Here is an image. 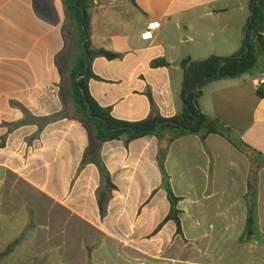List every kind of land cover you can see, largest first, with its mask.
Wrapping results in <instances>:
<instances>
[{
  "label": "crops",
  "instance_id": "1",
  "mask_svg": "<svg viewBox=\"0 0 264 264\" xmlns=\"http://www.w3.org/2000/svg\"><path fill=\"white\" fill-rule=\"evenodd\" d=\"M112 1L106 6L93 0L89 14L94 49L117 38L104 32L105 19L121 12V2L131 3ZM136 3L137 7L131 3L137 13L133 16L145 19L136 30L140 47L122 53L120 60L96 58L92 70L105 81L90 80V93L102 107H112L113 116L120 120L138 122L149 117L154 109L148 94L160 116L173 118L183 110L181 63L186 58L201 61L239 54L252 16L251 0ZM153 23L159 26L152 38L143 39ZM67 25L62 0H0V144L5 143L0 148V202L8 192L17 197L21 187L22 176L11 166L12 160L26 165L33 159L37 168L38 161L41 167L59 162L65 168L63 180L56 181L59 197L47 194L62 210L59 213L55 206L48 212L47 251L61 253L47 259L36 255L43 248L33 244L40 231L32 232L31 253L20 257L21 261L248 264V250L264 247V96L259 95L264 94L259 83L264 77V57H259L250 73L214 80L204 88L201 110L219 122L221 131L227 129L222 131L226 136L213 133L203 142L198 135H185L170 143L172 135L167 134L162 140L147 136L127 144L124 137L97 143L68 115V101L65 109L60 96L58 60L72 50ZM74 42L76 46V38ZM159 58L170 66L152 68ZM106 63L120 65L114 67L115 77L102 75ZM232 140L246 143L261 155ZM88 148L92 149L89 163L82 167ZM161 151L166 153L170 187L180 198L181 234L174 221L165 222L172 205L160 169ZM257 163L262 167L252 185ZM106 173L115 186L111 191ZM26 182L38 187L34 181ZM103 194L108 198L102 214Z\"/></svg>",
  "mask_w": 264,
  "mask_h": 264
},
{
  "label": "trees",
  "instance_id": "2",
  "mask_svg": "<svg viewBox=\"0 0 264 264\" xmlns=\"http://www.w3.org/2000/svg\"><path fill=\"white\" fill-rule=\"evenodd\" d=\"M132 5L137 7L136 0H130ZM68 25L75 27L77 32V55L74 60L73 68L70 74V87L68 88L71 103L75 106V115L71 116L82 123L84 128L92 136V140L97 143H106L126 138L129 144L136 139L147 136H155L162 140L165 133L173 132L170 143L185 135H198L205 142L209 135L213 133L223 132L219 129L218 121L211 120L201 110L200 99L203 96L204 87L214 81L220 79H237L250 73L257 65L259 57H264V0H251L252 16L247 25L246 38L244 45L239 54L222 58L211 56L205 60L195 61L192 58H186L181 67L184 71L182 84L181 99L183 103L182 112L173 118H164L155 110V103L151 94H148L153 107V113L146 119L138 122H130L117 119L113 116L112 107H102L91 95L89 89L90 80L105 81L101 77L94 74L92 70L93 61L100 57L108 61L120 60L124 57L122 53H115L104 48L94 49L91 42L90 32V9L93 0H62ZM248 48V49H247ZM246 54L245 56H242ZM164 58H159L151 63L154 69L169 67ZM263 97L262 92L259 93ZM230 132V130H228ZM240 148L252 151L257 155L259 152L251 148L246 143H235ZM5 143L0 144V148ZM92 152L88 148L82 162V167L89 163V153ZM165 151L160 152L159 163L160 169L164 176V186L168 192L169 200L172 208L165 222L174 221L178 227V233H182V223L179 218V210L177 208L180 198H177L169 183V176L165 169ZM262 167V163L254 166L251 183L254 185L257 181V171ZM108 188H115L111 177L105 174ZM108 195L103 194L100 199V211H105V201ZM15 244L9 246V252Z\"/></svg>",
  "mask_w": 264,
  "mask_h": 264
},
{
  "label": "rangeland",
  "instance_id": "3",
  "mask_svg": "<svg viewBox=\"0 0 264 264\" xmlns=\"http://www.w3.org/2000/svg\"><path fill=\"white\" fill-rule=\"evenodd\" d=\"M100 1L106 6L113 2L112 0ZM120 6L121 12L110 15L105 19L107 27L104 29V32L106 33L116 34L117 38L107 44H102L104 45L102 47L115 53H124L140 47L141 42L136 30L141 29L143 22L145 21L144 18L141 21V19H138V16H133V14L137 13L131 3L121 2ZM75 29V27L70 25L66 26V39L70 42L72 50H67L62 58L58 60L61 72V82L63 85L60 96L62 95V100L65 102V109L68 107L66 105L68 101L70 106L68 110L69 116L75 115V106L71 103L68 91V88L70 87L69 81L71 69L74 64L73 61L77 55V46H75L74 42V38L77 39V32ZM169 45H172V43L169 42ZM114 67L118 69L120 65L114 66L109 63L104 64L101 69L102 75L107 78L115 77V74H113ZM165 134L173 135V132L168 131ZM10 163L11 166L17 169V172L21 174L22 182H20L21 187L19 186L20 188H17V191H19L17 197H11L9 194L10 192H8L3 195V199L0 202V264H24L25 262L21 261L22 258L20 257L31 253L30 249L33 245H31L30 242V236L32 232L37 233L39 231V233L34 235L35 238L33 244L35 246L39 245V247L40 244H42L41 246L43 250H39L35 254L39 256L41 255L42 259L52 258L61 252H54V250L47 251V227L50 224V220H48L47 216L48 212L52 211L55 206V210L59 213H62V210L60 209V206L47 197V194L56 193V196L59 197L57 195L58 191H60L59 184L56 185V181L61 182L63 180L65 168L59 162L53 167H41L39 161V167L37 168L33 159H30L26 165L17 162V160H12ZM11 177L12 179L18 180V177ZM28 180L34 181L38 184V187H32L26 182ZM5 188L7 191L9 190L8 186ZM59 228L61 229V227ZM12 244H15V246L7 252L9 246ZM52 248L53 247H50V249ZM121 259H123V256ZM247 262L248 264H264V247L260 250H248ZM26 264L30 263L28 262Z\"/></svg>",
  "mask_w": 264,
  "mask_h": 264
},
{
  "label": "built area",
  "instance_id": "4",
  "mask_svg": "<svg viewBox=\"0 0 264 264\" xmlns=\"http://www.w3.org/2000/svg\"><path fill=\"white\" fill-rule=\"evenodd\" d=\"M159 25L157 23L150 24L148 26L149 31L142 35L143 39H151L152 38V31L155 30ZM260 86L264 88V77L260 80Z\"/></svg>",
  "mask_w": 264,
  "mask_h": 264
},
{
  "label": "water",
  "instance_id": "5",
  "mask_svg": "<svg viewBox=\"0 0 264 264\" xmlns=\"http://www.w3.org/2000/svg\"><path fill=\"white\" fill-rule=\"evenodd\" d=\"M248 49V48H247ZM246 54H244V55H242V56H245ZM222 131L224 132V133H226L227 132V129L225 128V127H222Z\"/></svg>",
  "mask_w": 264,
  "mask_h": 264
}]
</instances>
